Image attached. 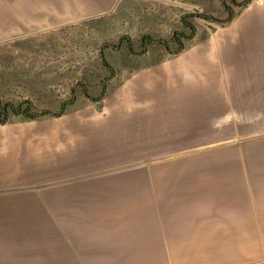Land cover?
<instances>
[{"label": "crops", "instance_id": "0c3cea01", "mask_svg": "<svg viewBox=\"0 0 264 264\" xmlns=\"http://www.w3.org/2000/svg\"><path fill=\"white\" fill-rule=\"evenodd\" d=\"M174 1L0 0V35H45L46 26L107 19L123 5ZM234 24L135 69L101 102L1 124L2 200L31 199L34 211L93 213L76 226L86 230L76 232L72 247L92 264L239 258L246 237L256 243L264 236V139L252 140L259 149L252 156L207 152L235 146L230 100L264 99V1ZM133 164L156 170H116ZM61 233L56 239L72 245Z\"/></svg>", "mask_w": 264, "mask_h": 264}, {"label": "rangeland", "instance_id": "374dc122", "mask_svg": "<svg viewBox=\"0 0 264 264\" xmlns=\"http://www.w3.org/2000/svg\"><path fill=\"white\" fill-rule=\"evenodd\" d=\"M235 1L240 7L230 0L123 5L107 19L65 21L61 30L46 26V30L41 29L48 32L45 35H0V107L11 104L16 108L29 103L28 115H45L36 119L40 120L60 116L88 103L101 102L135 69L164 61L181 48H188L211 35L216 37L225 33L244 11L264 0H251L247 5L243 4L245 0ZM228 9L233 12L231 22H228ZM174 37L179 38L177 43ZM160 44H167L169 53ZM143 45L147 47L146 53L142 52ZM218 88L225 91V84ZM231 110L229 137L235 146L207 153L246 156L258 153L259 149L256 153L254 151L256 144L252 140L264 139V99L230 100ZM205 114L204 118L208 119L210 113ZM22 119L9 113L1 122ZM234 127L238 130L233 131ZM254 129L257 132H253ZM169 150L174 153L183 149L169 148L166 152ZM124 166L135 167V171L156 170L155 164L119 165L116 170ZM2 199L7 198L0 197V209L4 210L0 212V264H92L91 260L83 259L88 256L86 253L75 252V241L76 232L86 230L76 226L93 213L34 211L29 205L31 199H21L19 203L12 198ZM61 232L67 233L72 245L67 239L62 240L63 244L61 239H56ZM252 239L246 237L249 242L239 245V258L221 263L264 262V236L256 237L255 240L260 242L253 243ZM231 247L238 248L233 244ZM229 252V255H236ZM162 261L164 264L171 262L168 259ZM95 262L106 264L108 261Z\"/></svg>", "mask_w": 264, "mask_h": 264}, {"label": "trees", "instance_id": "16d2710c", "mask_svg": "<svg viewBox=\"0 0 264 264\" xmlns=\"http://www.w3.org/2000/svg\"><path fill=\"white\" fill-rule=\"evenodd\" d=\"M250 1L251 0H245L243 4L247 5ZM230 2L233 5L240 7V5L236 4L235 0H230ZM225 8H226V6H225ZM227 13L229 14L228 22H231L232 18H233V12H232V10L228 9ZM173 40L175 43H177L179 41V38L174 37ZM179 45H180V43H179ZM159 46H162L163 48H165V50L169 53L170 50L167 48V44L166 45L160 44ZM142 50H143L142 51L143 53H146V50H147L146 45L142 46ZM29 107H30L29 103H24L22 105H18L16 108H14L11 104H4L3 106L0 107V125L7 123V121L1 122V120H4L5 117L9 116V113H11L13 116L22 117L23 121H33V120H36V119H39V118L45 116V115H41V117H39L36 115H28ZM62 110L64 111V109H62ZM1 116L4 118L2 119Z\"/></svg>", "mask_w": 264, "mask_h": 264}, {"label": "water", "instance_id": "95a60500", "mask_svg": "<svg viewBox=\"0 0 264 264\" xmlns=\"http://www.w3.org/2000/svg\"><path fill=\"white\" fill-rule=\"evenodd\" d=\"M262 264H264V263H262Z\"/></svg>", "mask_w": 264, "mask_h": 264}]
</instances>
